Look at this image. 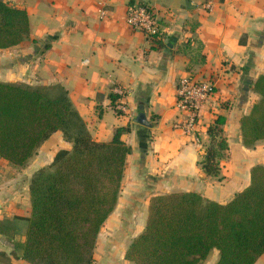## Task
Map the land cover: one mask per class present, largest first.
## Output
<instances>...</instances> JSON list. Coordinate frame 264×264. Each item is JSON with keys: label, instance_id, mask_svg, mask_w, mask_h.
<instances>
[{"label": "crops", "instance_id": "crops-1", "mask_svg": "<svg viewBox=\"0 0 264 264\" xmlns=\"http://www.w3.org/2000/svg\"><path fill=\"white\" fill-rule=\"evenodd\" d=\"M4 1L26 9L29 34L0 49V81L63 87L96 141H110L117 127L129 126L121 136L130 152L117 201L99 230L91 264H134L125 250L144 229L152 196L194 191L224 204L249 184L254 165H264V140L245 147L240 129L259 99L253 82L264 73V0ZM135 2L150 5L160 18L156 41L126 24L127 5ZM189 76L212 80L216 92L202 106L197 130L186 134L176 126L186 119L176 89ZM118 88L125 95L112 104L109 95ZM118 102L125 112H116ZM139 115L148 124L136 122ZM217 115L225 117L227 149L219 174L209 176L200 160ZM71 146L58 130L23 166L0 159V264H30L14 249L24 241L31 212L30 179ZM217 258L218 251L209 264ZM255 264H264V253Z\"/></svg>", "mask_w": 264, "mask_h": 264}, {"label": "trees", "instance_id": "trees-1", "mask_svg": "<svg viewBox=\"0 0 264 264\" xmlns=\"http://www.w3.org/2000/svg\"><path fill=\"white\" fill-rule=\"evenodd\" d=\"M28 34L26 9L0 0V49ZM252 88L259 99L240 119L245 147L264 140V73ZM109 97L114 104L119 95ZM224 123L217 115L207 129L211 144L200 165L209 176L219 174L227 149ZM58 130L71 149H59L49 166L32 175L25 238L14 249L30 264H91L99 230L117 201L130 152L121 136L129 126L117 127L110 141H96L63 87L0 81V159L23 166ZM213 248L215 264H255L264 253L263 164L251 168L249 184L224 204L194 191L152 196L146 225L124 257L134 264H198Z\"/></svg>", "mask_w": 264, "mask_h": 264}, {"label": "built area", "instance_id": "built-area-1", "mask_svg": "<svg viewBox=\"0 0 264 264\" xmlns=\"http://www.w3.org/2000/svg\"><path fill=\"white\" fill-rule=\"evenodd\" d=\"M125 22L131 29L141 32L149 42L156 40L162 32L160 18L145 3L128 4ZM117 92L119 96L125 95L122 88H118ZM215 92V83L210 79H198L194 76L181 78L176 89V105L186 112V119L176 123V126L186 134L194 133L202 106L215 98ZM115 109L125 112V106L121 102L115 104Z\"/></svg>", "mask_w": 264, "mask_h": 264}, {"label": "rangeland", "instance_id": "rangeland-1", "mask_svg": "<svg viewBox=\"0 0 264 264\" xmlns=\"http://www.w3.org/2000/svg\"><path fill=\"white\" fill-rule=\"evenodd\" d=\"M211 144V141L209 142V145ZM208 146V145H207ZM217 255V250L216 249H212L210 251V253L208 254L207 258L204 261H201L199 264H209L212 260V256L213 255Z\"/></svg>", "mask_w": 264, "mask_h": 264}, {"label": "water", "instance_id": "water-1", "mask_svg": "<svg viewBox=\"0 0 264 264\" xmlns=\"http://www.w3.org/2000/svg\"><path fill=\"white\" fill-rule=\"evenodd\" d=\"M136 122H139V123H143V124H148L147 120L145 119V116L144 115H139V117H137L135 119Z\"/></svg>", "mask_w": 264, "mask_h": 264}]
</instances>
